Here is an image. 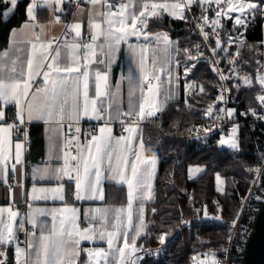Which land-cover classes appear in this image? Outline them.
I'll list each match as a JSON object with an SVG mask.
<instances>
[{
  "label": "snow or ice",
  "instance_id": "6c2138e0",
  "mask_svg": "<svg viewBox=\"0 0 264 264\" xmlns=\"http://www.w3.org/2000/svg\"><path fill=\"white\" fill-rule=\"evenodd\" d=\"M62 2L63 0H30L26 9L29 21L37 20L38 4L42 3L49 7L55 4V11L61 12ZM0 3L4 4V8L0 10V18H2L14 11L18 0H0ZM88 3L91 5L89 24L95 30L90 42L82 41L81 23L76 22L67 25V32L62 42L63 48L57 42L58 38L41 41L39 34L33 33L35 41H28L30 51L25 60L21 61L18 53L0 54V179L6 178L9 161H13L11 164L13 172H16L18 170L16 166L22 163L24 143L17 142L13 145L12 140L14 131H22L21 126L33 120L55 122L63 126L67 119L71 130L72 122H78L82 118L111 119L112 105L109 103L105 107L101 98L110 97L111 65L115 62L116 54L121 51L120 46L126 45L138 70V76L131 71L128 73L129 95L134 96L136 89L140 94L138 109L130 103L129 111L122 113L125 118L123 122L126 124L124 131L128 135L114 138L111 128L105 123L99 128V134L94 132L86 143L80 142L79 135L67 138L62 156L51 158L62 163L58 166L49 164L34 170V179L55 181L56 185L54 187L34 185L29 198L32 201L48 199L64 201L66 195H69L76 200L103 201L105 200L103 181L110 180L127 186V208L112 210L97 208L94 211L98 215L92 216L91 220L96 221L99 227L90 225L83 229L78 226L75 208L51 210L37 208L27 214L26 223L34 229L30 234L25 228V221L17 222L18 212L13 211L11 207L0 208V264H7V248L12 245L15 246V264H79L82 251L88 256L85 264H138L140 257L136 255L139 251L136 238L145 227L143 204L153 198L152 180L156 161L154 157L143 156L144 141L141 138L136 142L135 133L139 121L155 117L162 110L161 106L154 102V98L161 94V74L167 73V82L172 83V43L166 34L150 32L149 20L159 18L163 14L171 15L175 19H186L185 11H190L192 5L196 4L202 9L198 26L204 40L216 36V47L223 50L216 31L217 27H222L223 18L229 20L234 18L235 25L246 26L249 15L257 10H264V4H256L252 0H121L118 6L112 4L110 0H88ZM213 5H215V18L209 20L206 13ZM233 13L238 15L233 17ZM56 19L58 21L59 17L57 16ZM206 26H211V33L204 30ZM103 32L107 34L103 43L99 44L101 58H97V41ZM72 33L74 37L69 43L68 36ZM132 38L146 43L133 44L130 42ZM153 40L157 45L163 43L169 56L165 61L166 67L158 69L157 58L153 55L150 72L148 62L152 45L149 42ZM229 42H233L232 37H229ZM105 47L108 49L107 52H104ZM196 48L199 50L200 46L196 45ZM175 51L178 53L180 50L175 49ZM183 51L187 59L200 58L199 55L194 56L189 49ZM212 51L215 53L216 49ZM236 55L239 56V50ZM229 62L234 64L235 60L230 59ZM92 65L104 66L102 69L99 67L94 69V78L90 76ZM214 70L219 72L218 68ZM189 71L191 68H185V75ZM37 78H42V84H37ZM178 78L177 76L176 79ZM220 78L223 80L232 77H225L220 73ZM236 78L242 80L245 86H253L251 76L240 77L237 74ZM150 79L155 80L156 83H149ZM256 83L261 88L256 99L264 108V73L257 75ZM92 86H94V96H90ZM240 86L237 84L235 87L238 90ZM188 87L194 89L196 85L190 84ZM224 90L228 91V89ZM199 91L203 92V87H200ZM145 92L151 94V98L146 96ZM164 96L165 100L171 99V91H166ZM223 99L224 96L221 95L219 100L223 101ZM10 107L15 109L12 116L8 115ZM250 111L253 115L257 114L255 110L250 109ZM233 113L234 110H226L228 117ZM208 115H212L211 106ZM259 118L264 119V116ZM237 130V127H234L230 136L227 139L222 137L219 144L237 149ZM80 131V128L76 127L75 132L80 133ZM204 131L207 132L208 129ZM73 144L74 154L69 151ZM256 171L259 172V169ZM217 181L222 183L219 176ZM137 201L139 222L134 226L133 204ZM49 215L52 217L50 228L38 220L40 216ZM18 231L25 232L24 247L20 246ZM130 231L135 232L131 237ZM97 239L105 241L107 249L80 248L82 240ZM164 240L165 236L161 235L160 242L164 243ZM193 262L217 264L214 254H206L204 259L193 257Z\"/></svg>",
  "mask_w": 264,
  "mask_h": 264
},
{
  "label": "trees",
  "instance_id": "16d2710c",
  "mask_svg": "<svg viewBox=\"0 0 264 264\" xmlns=\"http://www.w3.org/2000/svg\"><path fill=\"white\" fill-rule=\"evenodd\" d=\"M252 2L264 4V0ZM29 3L30 0H18L14 11L0 18V50L7 45L10 30L20 26L27 19L26 9ZM3 8L4 4L0 3V10ZM36 16L37 21L47 20V9L37 8ZM263 21L264 10H257L255 20L245 29L248 43L247 69L252 74L256 72L260 62L264 61V44L260 43ZM148 30L169 33L176 40L177 49L180 50L177 55L183 63V68L188 65L183 50L189 49L198 41L189 21L168 19L167 16L162 19L154 18L149 21ZM194 65L188 78L198 81L208 94L217 81L216 76L209 64L201 61ZM247 100L248 103H252L251 98L248 97ZM200 122L202 118L199 111L196 108L185 109L180 99L169 102L154 122L163 132L169 134L167 138H163L152 127H143L147 136L145 141L147 151L153 149L157 155H165L166 159L160 158L155 196L146 204V233L139 240L151 245L156 242L157 233L165 232L172 237L169 245L173 255L170 263L153 261L145 257L139 264H189V253L201 248L205 244V238L211 239V243H218L217 235L224 230L222 227L191 222L190 227L183 228V223L192 221L201 205L207 204L212 207L217 201L221 203L222 212L227 219H234L240 207V198L248 191L256 168L259 167L262 143L254 140L252 136H243L240 142L242 150L235 152L226 146L218 147L214 142L197 149L193 142L186 141L180 135L175 136L171 131V127L178 124L181 133H184L188 126ZM28 133L32 143V152L31 155L28 153V156L35 160L34 157H38L42 152V128L40 125H33L28 127ZM195 166L202 170L192 175L190 168ZM189 175L193 176L194 180H190ZM217 176L222 181V190L216 189ZM104 189L105 202L110 204L126 202L124 186L106 183ZM194 232H197V235ZM83 262L84 257L81 256L79 264ZM7 264H11V261H7Z\"/></svg>",
  "mask_w": 264,
  "mask_h": 264
},
{
  "label": "built area",
  "instance_id": "2783aa9c",
  "mask_svg": "<svg viewBox=\"0 0 264 264\" xmlns=\"http://www.w3.org/2000/svg\"><path fill=\"white\" fill-rule=\"evenodd\" d=\"M71 11L68 12L70 15ZM184 15L189 23L192 25L195 35L198 37V41L193 43L189 50L195 55H199V59L190 60L186 58L188 63L182 70V78L184 79L181 103L187 110L196 108L202 118V122L192 124L188 126L184 133H181L180 126L175 124L171 127L173 134L182 136L186 141L193 142L197 149H201L209 146L211 143H215L218 147H221L219 140L223 137L227 139L234 127H237L236 139L241 142L243 136L253 137L254 140L262 143V151L259 158V172L255 171L251 185L246 194L240 198V207L235 215L234 219L228 220L222 212V205L220 202H215L212 207L207 204L201 205L195 212V216L192 221L185 222L184 227H190L194 224H206L210 226H220L224 230L217 235V242H210L211 239L205 238L204 245L191 251L188 255L189 264H194L193 257H199L204 259L206 254H214L217 264H242V255L244 250L245 241L252 230L253 221L257 213L258 208L264 201V119L259 118L264 116V108H262L256 99L257 94L261 92L259 84L256 83V77L260 73H264V61L260 62L255 73H251L247 69V49L248 43L246 39L245 29L249 23H252L256 18V12L247 17L246 26L235 25L234 18L229 20L223 18L221 20L222 27H217L216 31L219 34L221 41V50L216 47V36H211L207 41L204 40L201 30L198 26V18L202 15V9L193 4L190 11H185ZM206 15L209 20L215 18V5L208 9ZM234 17V16H233ZM168 19H175L171 15H167ZM182 20V19H178ZM205 31L211 33V26H206ZM261 40L260 43L264 44V21L261 24ZM229 37L233 38V42H229ZM243 42V43H242ZM196 45L200 48L197 50ZM213 49L216 52L213 53ZM239 50V56L236 55ZM230 59H234L235 63H230ZM205 62L210 65L213 73L216 76V83L212 86L211 92H201L199 88L202 85L192 79L188 78L190 71L185 75V68H191L197 62ZM216 62V63H214ZM219 69V72L214 69ZM235 70V71H234ZM220 73H223L225 77H232L230 79H221ZM237 74L240 77L251 76L253 79V86L248 87L243 84L242 80L236 78ZM149 83L155 84L153 79L149 80ZM37 84H42V81L37 78ZM196 85V88L189 89V85ZM237 84L241 86L237 90L235 87ZM224 89H228L225 91ZM245 90V91H243ZM223 95V101L219 100V97ZM251 98L252 103H248L247 99ZM212 108V115H208L209 108ZM250 109L255 110L257 113L253 115ZM226 110H234L231 117L226 115ZM8 115L12 116V109L9 108ZM158 116L147 118L143 121H139L138 125L141 127L149 126L159 132L163 138L169 136L168 133L163 132L159 126L154 122ZM124 117H121L114 123L115 133L119 135H125L124 128L126 124L123 122ZM11 122V121H9ZM98 123L97 120H84L74 123L73 127H79L80 133H76L73 127L69 130L68 138L73 135H79L80 142L86 143L91 135L94 133V126ZM22 131H14V135L22 139L25 145V159L23 168L25 174H28L31 166L35 163V160L28 156V146L30 145L31 138L28 133L29 125H23ZM208 129V131H204ZM26 133V136H25ZM73 154L75 152V145L69 149ZM149 154L156 155L161 159H166L165 155H157L153 149L148 150ZM42 161V159H38ZM190 180H194V177L189 175ZM29 202L25 199L19 205H13L11 208L13 211L21 212L24 221H26L27 206ZM192 222V223H191ZM29 234L33 231L30 226H25ZM197 235V232H194ZM17 236L20 242V246L24 247V241L26 235L24 231H18ZM172 237L164 240V243L160 241L151 245H146L143 241H136V246L139 251L136 253L140 260L143 258H149L153 261H162L164 263H170L173 255V251L170 248V241ZM83 249H93L92 245L85 246ZM85 262L88 259L87 254L82 251ZM7 261H11V264H15V246H9L7 248Z\"/></svg>",
  "mask_w": 264,
  "mask_h": 264
},
{
  "label": "crops",
  "instance_id": "0c3cea01",
  "mask_svg": "<svg viewBox=\"0 0 264 264\" xmlns=\"http://www.w3.org/2000/svg\"><path fill=\"white\" fill-rule=\"evenodd\" d=\"M110 2L114 5H119L121 0H110ZM42 7L46 8L48 11V19L45 21H35L30 22L27 16V19L18 27H15L10 30L9 37H8V43L0 50V54L3 53H9V55H12L14 53H18L20 56V60H25L28 52L30 51V45L28 43L29 40L35 41V36L33 33L39 34L41 41H48L52 40L53 38H58V41L61 44V48H63V40L65 38V33L67 32V25L79 22L81 23V38L83 42H90L91 36L95 33V30L90 27L89 24V16H90V9L91 5L88 3V0H63L61 4L62 11L56 12L55 7L56 5L53 4L51 7L44 5V4H38L37 8ZM115 10V9H113ZM71 11L70 15L68 12ZM13 12V11H12ZM11 12V13H12ZM10 13V14H11ZM168 14H163L159 19L164 18ZM59 17V20L57 21L56 17ZM154 19V18H152ZM157 19V18H156ZM151 20V19H150ZM149 20V21H150ZM38 25V26H34ZM41 28L43 29L41 31ZM152 33H161L166 34L169 38V40L172 43L173 51L171 53V68H172V83L169 84L167 73L161 74V94L154 98V102L158 103L162 110L166 107V105L169 102L177 101L181 99L182 96V89H183V78H182V70H183V63L179 60V57L177 55V52L175 49H177L176 40L171 37V35L165 31H156ZM106 32H103L100 35V39L97 41V52L98 56L97 58H101L99 54V44L103 43L104 36L106 35ZM74 37V33L70 34L68 36L69 43L72 42V38ZM131 43L137 44V43H146L145 41H137L135 38H132ZM152 47L149 51V62H148V68L151 72V57L153 55L157 58V68L166 67L165 61L168 59L169 53L166 50V46L163 43H160L157 45L156 41H150ZM56 44H53V47L55 48ZM121 51L116 54L115 62L111 65V71H110V77H109V88H110V97L105 96L102 97L101 100L103 102V105L105 107L108 106L109 103H111V119L108 120L107 117L102 120H97L98 123L94 126V132L95 134H99V128L104 126L105 123H107L108 127L111 128V134L114 138H120L121 136H127L128 133L125 135H119L115 133L114 130V123L121 117L122 113L128 112L130 108V103L134 105L138 109L140 94L139 90L136 89L135 95L131 96L129 95L130 91V85L127 79L128 73L131 71L134 75L138 76V70L136 68L135 63L132 60V57L129 55L127 46L121 45ZM108 49L105 47L104 52H107ZM63 54V53H62ZM177 61L179 63H177ZM19 66V65H18ZM96 67L103 68V65H92L90 68V76L94 78V69ZM179 77L176 79V77ZM40 81H42V78H39ZM117 85H119V88L117 89ZM171 91V99L165 100L164 93L166 91ZM146 96H149L151 98V94L145 92ZM90 96H94V86L90 88ZM148 105H146V108ZM12 109V112L14 113L15 109L10 107ZM161 110V111H162ZM161 111L157 113V116H160ZM84 120H93V119H87L82 118L79 121ZM78 121V122H79ZM76 122H72V127ZM29 125V128L33 125H40L42 128V152L38 157H34L35 163L31 166L28 174H25L23 163L25 159V148L24 145V153L22 157V163L17 165V171L13 172L11 170V164L13 161H9V170L6 173V178L0 179V208L7 209L9 207H12L13 205H19L21 204L25 199L28 200L29 204L27 206V214L30 211H34L37 208L41 209H62L64 207L68 208H75L77 209V223L78 226L83 229L86 227H89L90 225L99 227V224L96 223V221L91 220L92 216L98 215L95 213V209H119L121 207L127 208V200L125 203L122 204H110L105 202V200H76L74 197L66 195V199L64 201L61 200H38V201H32L29 197L31 194V190L33 186L37 187H54L56 185L55 181H42L38 179H34V170L36 168H43L46 165L51 164V166H58L59 163H62V161H57L55 159H51L52 157H59L62 156L64 149V143L66 139L68 138L69 133V121L66 119L63 123V126L58 125L55 122H46L43 120H33L30 123H27ZM75 130V127H73ZM136 136V142H138L141 138L144 141L147 139V136L144 133L143 127L138 125V130L135 133ZM13 145L17 142L24 143L22 139L17 138L14 134L12 137ZM31 149H32V143L28 146V153L31 155ZM13 153H14V147H13ZM143 156L145 158H155L156 164H155V175L152 180L153 185V198L151 200H147L144 202V224L145 227L141 230L140 235L136 238V241L139 240L143 235L146 233L147 223H146V204L151 202L154 199L155 196V185H156V178L158 174L159 164H160V158L156 155L149 154L146 147L143 150ZM42 159V161L38 160ZM106 183H112L115 185H122L124 186L126 190L127 195V186L123 184H116L114 181L110 180H104L103 181V187L105 188ZM29 205L32 207L30 208ZM18 212V211H17ZM138 212H139V202H134L133 204V225L135 226L138 224ZM19 215L17 216V222L24 221L23 216L21 212H18ZM27 214H26V220H27ZM111 211L109 212V217L111 218ZM6 215V213H5ZM59 217V213L57 214ZM39 222L46 224L49 228L52 224V217L49 216H40L38 217ZM25 226H32L30 224H27L25 221ZM32 230H34L32 228ZM35 231H39L38 229H35ZM134 231L129 232V236L131 237L134 235ZM122 243V240L120 241ZM92 245L94 248H100L103 247L107 249V244L105 241L102 240H94V241H88V240H82L80 244V248L83 249L85 246ZM82 253V252H81ZM115 255V253H114ZM82 255H80L79 260ZM84 257V256H83ZM85 261V258H84ZM84 264V262H83Z\"/></svg>",
  "mask_w": 264,
  "mask_h": 264
},
{
  "label": "water",
  "instance_id": "95a60500",
  "mask_svg": "<svg viewBox=\"0 0 264 264\" xmlns=\"http://www.w3.org/2000/svg\"><path fill=\"white\" fill-rule=\"evenodd\" d=\"M242 264H264V201L255 215L244 245Z\"/></svg>",
  "mask_w": 264,
  "mask_h": 264
},
{
  "label": "rangeland",
  "instance_id": "374dc122",
  "mask_svg": "<svg viewBox=\"0 0 264 264\" xmlns=\"http://www.w3.org/2000/svg\"><path fill=\"white\" fill-rule=\"evenodd\" d=\"M232 15L235 17L236 15H238V13H233ZM237 142H238V148H237V149H232V148L228 147L227 145H225V146H226V148L232 149V150H234L235 152H239V151L242 150V147H241V144H240L239 140H237ZM196 169H200V171L202 170V168L197 167V166H195V167H191V168H190V172H191L192 175H196V174H198V173L200 172V171H196ZM220 181H221V179H220ZM216 189H217V190H222V183H221V182H218V181H217ZM183 224H185V223H183ZM178 228H180V227H178ZM161 235H164V236H165V239H167V238L170 237V236H168V234H166L165 232H159V233L156 234V238H157L156 242H157V241H160V237H161Z\"/></svg>",
  "mask_w": 264,
  "mask_h": 264
}]
</instances>
